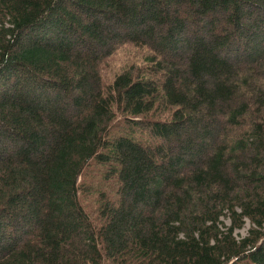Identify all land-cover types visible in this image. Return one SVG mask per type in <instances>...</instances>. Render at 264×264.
Wrapping results in <instances>:
<instances>
[{"label": "trees", "instance_id": "obj_1", "mask_svg": "<svg viewBox=\"0 0 264 264\" xmlns=\"http://www.w3.org/2000/svg\"><path fill=\"white\" fill-rule=\"evenodd\" d=\"M0 264H264V0H0Z\"/></svg>", "mask_w": 264, "mask_h": 264}, {"label": "rangeland", "instance_id": "obj_2", "mask_svg": "<svg viewBox=\"0 0 264 264\" xmlns=\"http://www.w3.org/2000/svg\"><path fill=\"white\" fill-rule=\"evenodd\" d=\"M134 61L139 63V57L136 55L135 49L133 47L123 46L116 49L112 55L106 57L99 65L100 74H102L104 84H107L112 73L119 70L123 64H130ZM113 126L115 131L127 130V123L123 122V117L121 116L115 120V125ZM138 136L141 139L145 138V135L141 133L138 134ZM78 183L89 188H97L100 186L104 187L105 185L109 184L108 182L102 181L100 170L92 163H89L84 168L81 176L78 178ZM247 228L248 225L246 224L244 228L238 230V235H245Z\"/></svg>", "mask_w": 264, "mask_h": 264}]
</instances>
